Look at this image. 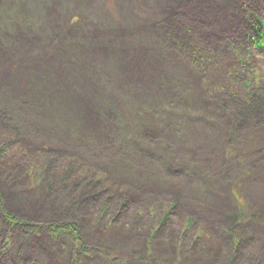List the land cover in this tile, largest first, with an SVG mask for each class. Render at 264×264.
<instances>
[{
	"label": "rangeland",
	"instance_id": "rangeland-1",
	"mask_svg": "<svg viewBox=\"0 0 264 264\" xmlns=\"http://www.w3.org/2000/svg\"><path fill=\"white\" fill-rule=\"evenodd\" d=\"M226 5L0 0V111L26 151L55 153L114 186L99 196L84 185L75 208L74 188L61 197L54 187L44 202V185L24 173L0 178L2 207L45 227L11 228L1 207L0 264H264V120L244 126L234 107L264 72V52ZM172 18L211 59L205 72L160 45ZM71 211L86 247L102 248L79 255L67 233L49 244L47 228Z\"/></svg>",
	"mask_w": 264,
	"mask_h": 264
},
{
	"label": "trees",
	"instance_id": "trees-1",
	"mask_svg": "<svg viewBox=\"0 0 264 264\" xmlns=\"http://www.w3.org/2000/svg\"><path fill=\"white\" fill-rule=\"evenodd\" d=\"M254 2L258 3L260 6L259 9H254L255 7H252L250 5L249 0H225V4H227L230 7V10L235 11L236 13L242 14L243 12L247 13L246 11L249 9H254V12L249 10L247 15H251L254 17L255 23L250 21V24L252 25V29H249L251 31L250 35V42L252 43V48L254 50L262 51L264 52V0H254ZM226 5V6H227ZM257 5V4H256ZM247 20V16L244 15V21ZM165 29L164 32L160 33V31L157 33V36L160 38L161 46L166 48L170 52L178 53L179 55H183L185 51H187L188 56L190 57V64L193 67H197L200 72H205L207 70V63H211V59L209 57L202 60L204 55V50H201L200 48L195 45L194 47H190L189 43L187 42L186 38H188L187 31H189V27L179 28L180 24L175 21V19L172 18V20L168 19V23H165ZM172 25V31H170V27ZM246 28V22L244 23V30ZM187 30V31H186ZM179 39L178 41H173L171 43L172 39ZM164 39V40H163ZM165 41V42H164ZM252 55L249 54V56ZM206 57V56H205ZM216 56L213 57V61ZM238 58V57H237ZM240 57L238 58L239 61ZM205 62V64L203 63ZM257 68V67H254ZM253 72V71H252ZM249 79V80H248ZM244 82V86L247 88V96L249 97L247 100L240 102L236 101L234 103V107L238 112H241L240 115L245 119V122L243 123L244 126H247L248 122L246 118H255L259 123L261 120H264V72H256V75L252 78H248ZM233 80V78H232ZM212 86H216L213 84ZM227 87V86H226ZM229 88V87H227ZM254 90V91H253ZM244 114L246 117H244ZM20 129H18L17 124L10 120L7 116V113H4L0 111V178L6 179L7 182H9L8 179H11L14 177L15 173L18 175H23L21 173H24L23 177L24 179H32L33 181H37L40 184L44 185L45 193L43 196V201L46 202L49 200V193H51L54 187L55 189L59 190V194L61 197H64L65 193L68 194V192L71 189H75L70 191L72 193L71 197L73 205L78 208L83 207L84 202H86V195L88 192H84V185L90 186L92 185L91 189L93 188L100 194H103L107 192L109 194L110 188L113 189V185L110 184L108 181V178L101 179L97 176V173L93 170H84L85 173H82L80 171L74 170L77 169V167H74L73 165H69L67 167L66 164H64L63 161L59 160L55 153L48 152L47 154L35 153L29 152L25 150L24 143L20 141ZM20 139V140H19ZM38 154V155H36ZM78 164H81V162H77ZM82 165V164H81ZM74 167V169H73ZM62 169V172L65 173V175H62V172L59 171ZM22 171V172H21ZM57 171V172H56ZM20 172V173H19ZM80 174V175H79ZM87 175V176H86ZM87 178V179H86ZM92 180V183L90 184L89 181ZM27 182V181H26ZM71 183V184H70ZM68 184H70L68 186ZM104 186V187H103ZM100 190V191H99ZM114 190V189H113ZM88 196V195H87ZM97 196V195H94ZM127 196V195H126ZM69 197V196H68ZM79 198V200H77ZM4 196L0 193V208L3 206ZM126 197L124 196V201L126 202ZM81 206V207H79ZM92 207V206H91ZM3 208V207H2ZM89 209V206L87 208ZM108 204H104L103 211H107ZM168 211V210H167ZM75 211H71V214H69V220L61 223V225H55L51 224L48 230H50L51 234L48 238H54L58 240V236L62 233H67V235H71V237H74L76 239V242L74 241L73 245L78 251L79 255L87 254V250H93L99 246L95 247H86L85 243L83 242L82 234H81V226L79 224L78 218L75 215ZM5 218V221L9 222V225L11 228H17L18 226L21 228L26 227H33V233H39V228H45L44 226H36L34 224H29L25 220H22L13 214L9 213L8 209L3 208V215ZM169 215L165 216V219H163L162 224L165 223L166 220H168ZM190 224L192 226V223H195V220H189ZM113 220L110 224H112ZM28 223V224H27ZM188 224V227L190 226ZM23 228V229H24ZM60 228V229H59ZM59 229V230H58ZM52 232H55L52 234ZM52 235V237H51ZM60 240V238H59ZM196 243H198V238L193 239L192 246H194ZM102 248V247H99ZM113 252L109 249V252L106 253L105 257H112ZM114 260V258H113ZM116 261L112 262L111 264H115Z\"/></svg>",
	"mask_w": 264,
	"mask_h": 264
},
{
	"label": "bare ground",
	"instance_id": "bare-ground-1",
	"mask_svg": "<svg viewBox=\"0 0 264 264\" xmlns=\"http://www.w3.org/2000/svg\"><path fill=\"white\" fill-rule=\"evenodd\" d=\"M249 2H250V5L252 6V7H254V0H249ZM242 15L244 16L245 15V17L247 16V22H246V28L247 29H252V25L250 24V23H248L249 21H251V22H253V23H255V20H254V17L253 16H251V15H247V13H245V12H243L242 13ZM89 220H92V216L90 217V218H88ZM39 231L40 232H42V228H39ZM54 239V238H53ZM55 240V239H54ZM47 241L49 242V244H51V242H53V240L52 239H50V238H48V236H47ZM86 245V244H85ZM189 254H191V251H189L188 252Z\"/></svg>",
	"mask_w": 264,
	"mask_h": 264
}]
</instances>
